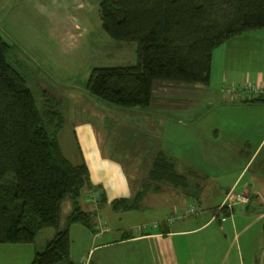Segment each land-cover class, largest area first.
Wrapping results in <instances>:
<instances>
[{"label":"trees","instance_id":"16d2710c","mask_svg":"<svg viewBox=\"0 0 264 264\" xmlns=\"http://www.w3.org/2000/svg\"><path fill=\"white\" fill-rule=\"evenodd\" d=\"M100 9L103 29L113 40L137 43L138 63L95 68L87 89L128 109L149 108L160 83L209 85L215 50L264 29V0H101ZM10 48L0 34V244H33L42 229L54 228V238L32 264H74L70 225L92 226L91 214L80 205L90 185L89 168L64 155L57 138L63 114L51 106L41 112L25 77L9 60ZM243 102L264 104V98ZM146 183L187 188L188 178L161 152ZM147 191L115 200L114 209H135ZM67 197L75 206L61 229ZM223 213L231 215L227 209Z\"/></svg>","mask_w":264,"mask_h":264},{"label":"crops","instance_id":"0c3cea01","mask_svg":"<svg viewBox=\"0 0 264 264\" xmlns=\"http://www.w3.org/2000/svg\"><path fill=\"white\" fill-rule=\"evenodd\" d=\"M245 80L264 81V74L248 73ZM160 86L162 96L155 88L152 105L140 109L149 117L145 125L159 133L158 142L162 139L159 128L162 124L165 128L166 122L162 113L153 114V111L163 112L171 108L163 96V89L168 86ZM191 89L182 90H187V94L194 98ZM222 96L219 103H225L224 106L233 112H242L248 119L244 122L232 120L225 125V130L218 125L200 130L203 137H195L194 143L189 142L184 154L178 152L176 160L181 163L182 172L188 175L187 188L170 183L161 186L146 183L156 156L161 152L168 156L160 144L153 149V154L145 158L137 154L130 163L128 157L124 160L105 149L99 119L97 122L91 114L81 117V113L89 112L87 105L75 106L73 108L77 111L69 109L65 112L63 126L57 134L62 151L73 164H86L90 172V185L83 190L80 205L83 211L91 214L92 226L70 225V258L74 264H264V231L261 234L250 232L256 224L264 221V105L259 104L261 106L254 109V115L249 112V107L235 106L233 99ZM135 123L139 124L136 120ZM198 123L202 124H195ZM181 127L182 131L196 133L195 129L191 131L193 126L190 124ZM242 129L253 130L255 133L252 134L258 136L241 140L238 135ZM156 187L159 190H155ZM143 189L148 191L135 209H114L115 200L132 199ZM231 190L249 193L252 199L249 204L241 205L246 209L227 216L221 207ZM221 198L216 204L215 201ZM148 203L165 217L163 223L155 222L153 227L145 223L148 229L140 225L126 231L124 226L110 227L107 215L114 219L112 212L125 215L142 211ZM64 204L68 206L65 214ZM74 206L71 197L63 201L61 229L65 228ZM191 206H197L194 214L167 224L172 213H186ZM228 221L231 223L227 224ZM55 233L50 232L52 238L47 244ZM27 248L0 244V264H32L35 254L43 249Z\"/></svg>","mask_w":264,"mask_h":264},{"label":"rangeland","instance_id":"374dc122","mask_svg":"<svg viewBox=\"0 0 264 264\" xmlns=\"http://www.w3.org/2000/svg\"><path fill=\"white\" fill-rule=\"evenodd\" d=\"M100 3L101 0H0V34L11 45L9 60L25 77L26 84L42 113L51 106L56 107V113L61 112L65 117V112L69 109L77 111L80 105H87L89 112L81 113L78 109V114L81 113V117L84 118L86 115H94V120L97 122L99 119L100 124H97L104 132V147L108 152L118 154L124 160L128 157L127 161L131 163L137 154L143 158L153 154V149L160 144V147L167 152V158L176 164L179 173H183L180 169L181 163L176 160L178 152L184 154L185 148L190 145L189 142L194 143L195 137H203L200 130L205 131L214 125L225 130V125L232 120L244 122L248 119L242 112H233L224 106L225 103L219 102H222V95L232 100L225 88L237 85L240 87L247 82L245 78L248 73L264 74V29L247 32L227 41L215 50L209 85L173 83L157 85L159 96H162L160 85L168 86L163 89L165 93L163 96L165 102L171 106L163 112L153 111V114L162 113L166 122L165 128L163 124L159 128L162 139L158 142L159 133L145 125L149 117L147 114H142L141 108L128 109L110 104L93 96L87 89L95 68L126 67L138 63L137 43L117 42L103 29ZM259 82L264 85V81L259 80ZM187 87L194 90V98L187 94V90H182ZM232 101H235V106L249 107V112L254 115L256 114L254 109L264 105L243 102L240 97ZM75 106L77 108H73ZM135 120L139 124L135 125ZM197 122L202 124H195ZM185 124L193 126L191 131L195 129L196 133L182 131L181 126ZM252 133L255 132L242 129L238 138L243 140L250 138L251 135L258 136ZM62 141L64 142V138ZM183 174L188 177L186 173ZM236 193L241 194L238 191ZM221 200L222 198L215 203L218 204ZM151 207L154 206L148 203L144 210L125 215L112 212L114 219L109 217L111 215H107L109 225L111 228L124 226L126 231L132 226L140 225L141 228L148 229L145 228V223L149 227H153L155 222L163 223L165 217ZM242 208L244 207L241 205L235 206L232 211L239 212ZM67 210L68 206L64 204V214ZM229 223L231 221L227 222ZM214 228L219 230L217 224H214ZM262 231H264V221L256 224L250 232L261 234ZM50 232L55 233V229H42L35 243L31 245H7L29 247L28 250L35 248L44 250L47 241L52 238Z\"/></svg>","mask_w":264,"mask_h":264},{"label":"built area","instance_id":"2783aa9c","mask_svg":"<svg viewBox=\"0 0 264 264\" xmlns=\"http://www.w3.org/2000/svg\"><path fill=\"white\" fill-rule=\"evenodd\" d=\"M226 93H228L233 99H236L237 97H240L242 100L247 99H254V98H264V85L261 84L259 81H247L240 87L233 86L229 88H225ZM260 95V97L258 96ZM98 196V195H97ZM250 194L246 193H236L235 190H231L228 193L227 199L223 206L221 207V210L227 209L230 212H233V207H235L237 204L240 205H246L250 202ZM197 211V206H191L190 209L184 213V212H177L171 215L169 219H167L168 223H174L177 220L185 219L186 217L194 214Z\"/></svg>","mask_w":264,"mask_h":264}]
</instances>
